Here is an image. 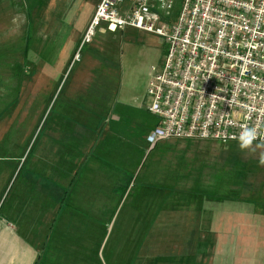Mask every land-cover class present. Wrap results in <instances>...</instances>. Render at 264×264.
I'll use <instances>...</instances> for the list:
<instances>
[{
    "label": "rangeland",
    "instance_id": "1",
    "mask_svg": "<svg viewBox=\"0 0 264 264\" xmlns=\"http://www.w3.org/2000/svg\"><path fill=\"white\" fill-rule=\"evenodd\" d=\"M48 1L57 4L50 24L57 37L49 46L33 52L32 60L25 52L0 53V170L6 169L2 160H7L5 165L18 163V169L8 173L11 183L1 200V213L6 201H13L22 190L23 180L31 179L32 164L44 157L51 139L52 147L67 146L70 163L74 159L81 163L77 170L68 168L69 175H83L78 198L71 201L78 209L76 218H82L94 235L88 247L86 239L85 253L89 251L93 260L100 256L101 264H109L110 257L131 264L140 249L155 253L165 249V242L166 253L174 252L172 243L180 235L190 240L174 245L186 254L205 241L204 226L211 221L214 227L223 212L264 214L259 152L254 156L242 152L238 140L147 141L158 123L149 111L153 104L149 83L154 69H162L169 48L162 37L128 27L107 33L98 30L83 43L78 30L82 21L70 30L63 14L71 15L75 7L62 9L59 0H36L38 19L51 12L44 4ZM183 2L174 0L176 16ZM5 7L0 12V20L5 19L0 22L4 42L13 40L14 33L8 32L13 29L11 13L16 12L15 21L21 19L22 30L29 28L28 10L21 14L8 2ZM62 24L65 27L60 29ZM42 26L44 18L38 21ZM84 130L85 139L80 135ZM78 147L79 158L74 156ZM177 221L184 230L178 229ZM67 226L62 223L60 229Z\"/></svg>",
    "mask_w": 264,
    "mask_h": 264
},
{
    "label": "built area",
    "instance_id": "2",
    "mask_svg": "<svg viewBox=\"0 0 264 264\" xmlns=\"http://www.w3.org/2000/svg\"><path fill=\"white\" fill-rule=\"evenodd\" d=\"M174 7V0H100L83 38L134 27L168 43L149 83L159 124L148 142L226 143L253 126L264 133V0H184L177 16Z\"/></svg>",
    "mask_w": 264,
    "mask_h": 264
},
{
    "label": "crops",
    "instance_id": "3",
    "mask_svg": "<svg viewBox=\"0 0 264 264\" xmlns=\"http://www.w3.org/2000/svg\"><path fill=\"white\" fill-rule=\"evenodd\" d=\"M5 2H8V6L17 9L21 14L22 9L24 12L28 10L29 28L22 30L21 19L15 21L16 12L11 13L13 21L10 25L13 26V29L8 32L14 33L10 34H13L11 36L13 40L0 41V53L25 52L30 55V60H32L33 52L42 49L43 46L46 48L53 37H57L50 25L54 21L53 16L56 17L57 9L54 7H57V4L49 3V1L44 2L48 11L51 12L43 14L38 19L35 9L36 0H0V12L5 11ZM59 2L62 9H65L66 6L75 7L71 15L63 14L70 30L73 28L71 26L73 23L82 21L83 24L78 26V30H81L79 39L82 41L83 34L89 27L100 0H59ZM127 5L126 2L125 6L127 7ZM43 18L45 26H42L41 29L38 27V21H43ZM4 21L5 19L0 20V22ZM63 21L64 19H62ZM88 21L86 27L85 22ZM1 27L0 30H3ZM64 27L62 24L59 28ZM100 32L107 33L108 31L100 30ZM3 35L0 31V37ZM61 36H64L63 33ZM66 40L64 37V44ZM80 135L85 139L87 133L84 130ZM46 147L47 151H45L44 157L37 159L32 164L31 168H35L30 175L31 179L23 180L22 190L17 191L13 201H6V207L4 206L3 212H0V264H100V256L93 260L89 251L87 255L85 253L86 239L88 247L92 244L93 233L90 236V231L86 230L84 222L70 220L72 215L76 217L78 211L72 201L78 198L76 197L78 183L83 175L76 172L69 175L68 168L72 165L77 170L81 163L78 159H74L72 163L69 162L67 154L65 155L66 145L56 144L55 147H52L51 139H48ZM80 147H83L82 143ZM82 151L83 149H81V153ZM74 156L78 158L81 156L79 147L78 153H74ZM6 161L2 160V165L6 166V169L0 170V205L5 192H7L6 189L11 183H9L11 180L8 173L18 169L17 162L5 165ZM41 162L43 163L40 164ZM36 168L39 169V173ZM14 187L13 185V189ZM223 213L226 214L216 221L214 227L210 219H206L204 224L210 221L209 226H204L208 233L204 238L205 241L202 240L199 241V244H195L199 245L196 250H189L186 254L178 251L175 248L177 245L174 243L181 241L182 243L179 245H182L185 240H190L180 235L172 243L174 252L166 253L168 242H165V249H159L155 253L142 252L140 249L141 252L134 256L131 264H264V214H257L254 211L251 214L248 211L239 210ZM69 220L75 225L68 224V222L71 223ZM62 223L68 225L64 230L60 229ZM175 223L178 224V229L182 228L180 221ZM247 230L250 232L243 233ZM197 231L199 233L201 230ZM66 249H70L71 252L67 253ZM207 255H215L220 261L214 260V256ZM166 258L168 261H165ZM108 262L109 264H119L113 257H110Z\"/></svg>",
    "mask_w": 264,
    "mask_h": 264
},
{
    "label": "clouds",
    "instance_id": "4",
    "mask_svg": "<svg viewBox=\"0 0 264 264\" xmlns=\"http://www.w3.org/2000/svg\"><path fill=\"white\" fill-rule=\"evenodd\" d=\"M239 148L250 156L259 152L258 163L264 166V133L257 127H244L239 134Z\"/></svg>",
    "mask_w": 264,
    "mask_h": 264
},
{
    "label": "trees",
    "instance_id": "5",
    "mask_svg": "<svg viewBox=\"0 0 264 264\" xmlns=\"http://www.w3.org/2000/svg\"><path fill=\"white\" fill-rule=\"evenodd\" d=\"M70 220H72V221H74V222H77V221H79V222H80V221L83 222V219H82V218H81V220H80V219H77L74 215H72V217L70 218ZM87 229H89V231H90V226H88ZM89 234H90V232H89ZM89 234H88V235H89ZM165 261H168V259L166 258ZM100 264H101V262H100Z\"/></svg>",
    "mask_w": 264,
    "mask_h": 264
}]
</instances>
